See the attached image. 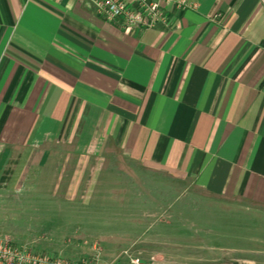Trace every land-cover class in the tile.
I'll list each match as a JSON object with an SVG mask.
<instances>
[{
	"label": "crops",
	"instance_id": "0c3cea01",
	"mask_svg": "<svg viewBox=\"0 0 264 264\" xmlns=\"http://www.w3.org/2000/svg\"><path fill=\"white\" fill-rule=\"evenodd\" d=\"M163 6L166 25L125 31L81 0H0L4 189L45 174L71 198L143 176L264 223V0ZM181 208L109 209L38 252L90 258L96 240L97 264H264V236L208 244Z\"/></svg>",
	"mask_w": 264,
	"mask_h": 264
},
{
	"label": "rangeland",
	"instance_id": "374dc122",
	"mask_svg": "<svg viewBox=\"0 0 264 264\" xmlns=\"http://www.w3.org/2000/svg\"><path fill=\"white\" fill-rule=\"evenodd\" d=\"M106 170L110 171L107 164ZM51 176L41 174L38 178L20 183L14 189H4L6 186L0 184V234L9 236L17 245H25L33 251L45 249L58 253L59 245L72 237L78 228V234L85 235L89 232V226L97 227L105 223L109 209L182 207L190 211L189 218L196 227L204 229L200 230L199 236L201 241L208 244L228 247L246 243L245 239L231 238L232 235L264 236V223L254 224L250 215L223 211L205 200H190V192L179 195L176 191L165 189L163 193L160 190L166 187L160 179L142 176L140 180L129 181L125 175L116 174L113 183H103L99 191L93 190V185H90L85 194L78 192L74 197L67 198L57 189L58 181ZM112 188L116 190L113 192ZM205 230L212 233H205Z\"/></svg>",
	"mask_w": 264,
	"mask_h": 264
},
{
	"label": "built area",
	"instance_id": "2783aa9c",
	"mask_svg": "<svg viewBox=\"0 0 264 264\" xmlns=\"http://www.w3.org/2000/svg\"><path fill=\"white\" fill-rule=\"evenodd\" d=\"M96 14L107 21H118L125 31L146 29L159 24L166 25L167 14L163 3L170 0H81ZM183 4V5H182ZM184 6L179 3L178 6ZM195 7V4L188 5ZM93 256L90 258H69L33 251L25 245H17L12 239L0 234V264H97L101 250L99 243L93 241ZM134 264H143L138 259Z\"/></svg>",
	"mask_w": 264,
	"mask_h": 264
}]
</instances>
